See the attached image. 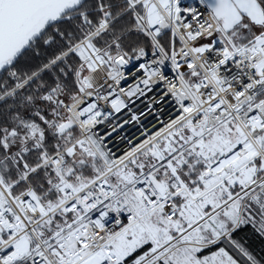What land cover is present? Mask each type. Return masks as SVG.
Returning a JSON list of instances; mask_svg holds the SVG:
<instances>
[{"label": "snow or ice", "instance_id": "obj_1", "mask_svg": "<svg viewBox=\"0 0 264 264\" xmlns=\"http://www.w3.org/2000/svg\"><path fill=\"white\" fill-rule=\"evenodd\" d=\"M249 229L264 0H0V264H264Z\"/></svg>", "mask_w": 264, "mask_h": 264}, {"label": "built area", "instance_id": "obj_2", "mask_svg": "<svg viewBox=\"0 0 264 264\" xmlns=\"http://www.w3.org/2000/svg\"><path fill=\"white\" fill-rule=\"evenodd\" d=\"M188 2H194V0H188ZM138 75H139V73L137 72V76ZM132 83H134V79L131 75H129L127 81L124 82L123 86L127 87L128 85H130ZM156 94H158V93H148V95L143 97L141 100H137L136 104L133 105V108L137 111H140V110L147 111L146 105L149 102V98L152 95H156ZM157 107H160V106L157 105ZM164 107H165L166 111L164 113H162V116L164 119H167L168 118L167 113L170 112L172 109H171L170 105H164ZM142 120H143L144 126L146 128L151 129L152 125L156 122V117H155V115H148L146 118L142 117ZM113 123H116V121L114 120ZM102 127H104V126H102ZM139 131L140 130L138 129V127H133V126L129 125L126 128L119 130V136L135 137V136L139 135ZM113 135L115 137V142L117 144H119L121 148L126 146L125 143L119 139V136H117L115 133Z\"/></svg>", "mask_w": 264, "mask_h": 264}, {"label": "rangeland", "instance_id": "obj_3", "mask_svg": "<svg viewBox=\"0 0 264 264\" xmlns=\"http://www.w3.org/2000/svg\"><path fill=\"white\" fill-rule=\"evenodd\" d=\"M239 238H243L247 242H249L253 247L259 251L261 248H264V240H262L258 235H255L251 229L246 232H242Z\"/></svg>", "mask_w": 264, "mask_h": 264}]
</instances>
